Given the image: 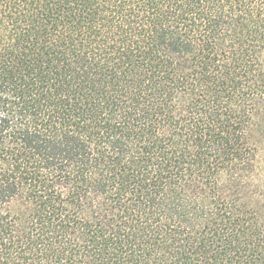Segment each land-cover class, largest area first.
I'll return each instance as SVG.
<instances>
[{
	"label": "trees",
	"instance_id": "obj_1",
	"mask_svg": "<svg viewBox=\"0 0 264 264\" xmlns=\"http://www.w3.org/2000/svg\"><path fill=\"white\" fill-rule=\"evenodd\" d=\"M264 0H0V264H264Z\"/></svg>",
	"mask_w": 264,
	"mask_h": 264
},
{
	"label": "rangeland",
	"instance_id": "obj_2",
	"mask_svg": "<svg viewBox=\"0 0 264 264\" xmlns=\"http://www.w3.org/2000/svg\"><path fill=\"white\" fill-rule=\"evenodd\" d=\"M261 167H262V170H263V174H264V157L262 156L261 157Z\"/></svg>",
	"mask_w": 264,
	"mask_h": 264
}]
</instances>
